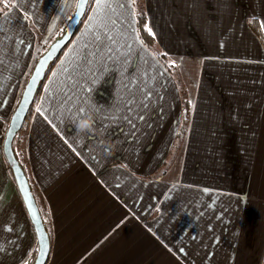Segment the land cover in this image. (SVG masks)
Returning a JSON list of instances; mask_svg holds the SVG:
<instances>
[{
  "label": "crops",
  "instance_id": "obj_1",
  "mask_svg": "<svg viewBox=\"0 0 264 264\" xmlns=\"http://www.w3.org/2000/svg\"><path fill=\"white\" fill-rule=\"evenodd\" d=\"M106 3L94 1L15 138L46 204L47 264H262L264 0H143L174 73L140 40L133 0ZM76 4L0 0V264L37 255L3 142ZM81 109L91 132L74 127Z\"/></svg>",
  "mask_w": 264,
  "mask_h": 264
},
{
  "label": "water",
  "instance_id": "obj_2",
  "mask_svg": "<svg viewBox=\"0 0 264 264\" xmlns=\"http://www.w3.org/2000/svg\"><path fill=\"white\" fill-rule=\"evenodd\" d=\"M87 4L88 0H85L84 4H81V0H77L75 10L65 25L63 35L55 40L38 59L23 90L20 101L11 116L3 142L4 156L11 170L18 191L22 197L37 237L38 251L33 264L47 263L50 255V237L45 224L43 223L39 208L36 204L29 179L27 178L21 164L19 163V160L16 157L15 151L13 149V142L22 129L25 117L34 101L37 89L45 76L46 70L50 64L61 55V53L74 37L75 33L77 32V28L79 27L86 13Z\"/></svg>",
  "mask_w": 264,
  "mask_h": 264
},
{
  "label": "trees",
  "instance_id": "obj_3",
  "mask_svg": "<svg viewBox=\"0 0 264 264\" xmlns=\"http://www.w3.org/2000/svg\"><path fill=\"white\" fill-rule=\"evenodd\" d=\"M94 1L95 0H88V4H87V9H86V13L84 15V18L82 19L79 27L77 28V31L80 29V27L82 26V23H83V20L85 19L86 15L88 14V12L90 11L91 7L93 6L94 4ZM133 3H134V6H135V15H136V23H137V32H138V36L140 38V40L143 42V44L149 48L156 56L157 58L161 61V63L164 65V67L170 72V73H174L175 70H176V67L171 64L167 58V56L165 54H162L159 52V50L157 49V45H156V41L153 37L152 34H150L148 32V19H147V13L145 11V8H144V4H143V0H133ZM250 25L251 27L253 28V30L255 32L258 33V35H260V29H259V26H258V23L257 21L255 20H251L250 21ZM63 35V32L56 36L55 40H57L58 38H60L61 36ZM54 40V41H55ZM49 47L45 46L43 48V50L40 52V56L39 58L44 54V52L48 49ZM62 54V53H61ZM60 57V56H59ZM58 57V58H59ZM57 58V59H58ZM55 59L51 64L50 66L48 67V69L46 70V73H45V76L43 78V80L41 81L38 89H37V92H36V95H35V98H34V101L33 103L31 104L29 110H28V113L25 117V120H24V123H23V126H22V129L20 132H24L26 130H28L29 126H30V123H31V120H32V117L34 115V112H35V103H36V99L38 98V96L40 95L42 89H43V85L45 83V80L46 78L48 77L49 73L51 72L53 66H54V63L56 62ZM180 85V84H179ZM186 129H187V124L185 121H183L179 127V130H178V133H177V136H176V140H175V145L173 147V151L176 152V149L179 148L184 136H185V133H186ZM15 148H16V139L14 140L13 142V149L15 151ZM16 154V152H15ZM16 157L17 159L19 160V163L21 164L27 178L29 179L28 177V172L26 171V168L24 166V164L22 163V160L20 159V157L16 154ZM168 162L165 163V166H164V169L163 171H165L166 167L168 166ZM29 183L31 185V189L33 191V186L30 182V179H29ZM33 195H34V198H35V201H36V204L39 208V211H40V214H41V217H42V220H43V223L45 224V227L47 229V232H48V228H47V221H48V218H47V212H46V204L44 202V200L42 199V197L38 196L36 193H34L33 191ZM35 260V257H33L32 259H30L29 261H27V263L25 264H33ZM49 260V259H48ZM48 262V261H47ZM47 264V263H46Z\"/></svg>",
  "mask_w": 264,
  "mask_h": 264
},
{
  "label": "clouds",
  "instance_id": "obj_4",
  "mask_svg": "<svg viewBox=\"0 0 264 264\" xmlns=\"http://www.w3.org/2000/svg\"><path fill=\"white\" fill-rule=\"evenodd\" d=\"M95 120L91 113L83 110L80 118L75 122V129L78 133L91 132L94 129Z\"/></svg>",
  "mask_w": 264,
  "mask_h": 264
},
{
  "label": "snow or ice",
  "instance_id": "obj_5",
  "mask_svg": "<svg viewBox=\"0 0 264 264\" xmlns=\"http://www.w3.org/2000/svg\"><path fill=\"white\" fill-rule=\"evenodd\" d=\"M85 3V0H81V4H84ZM109 7L108 3H106V0H97V11L98 12H101L103 9ZM7 19V18H6ZM6 22V21H5ZM261 27H264V24L261 25ZM148 32L151 34L152 30L151 28H148ZM109 40H111V36L109 35ZM97 39H99V35H97ZM99 52V50H98ZM97 52V54H98ZM109 52H111V49H109ZM86 57V58H85ZM84 57V60L87 61L88 57H87V54L85 55ZM132 75V74H131ZM131 75H129L128 73V76L131 77ZM79 101L77 100L76 103H78ZM135 102V99L133 98V101L129 102L128 104V110L131 111V104ZM66 103L68 104L69 106V110L71 109V107L73 106L72 105V98L71 97H68V100L66 101ZM81 113L83 112V109L80 110ZM97 111L99 112L100 109L98 108ZM130 118V117H129ZM138 119H143L142 116L138 117Z\"/></svg>",
  "mask_w": 264,
  "mask_h": 264
},
{
  "label": "rangeland",
  "instance_id": "obj_6",
  "mask_svg": "<svg viewBox=\"0 0 264 264\" xmlns=\"http://www.w3.org/2000/svg\"><path fill=\"white\" fill-rule=\"evenodd\" d=\"M160 53H162L161 51H159ZM164 54V53H162ZM261 262H263L262 264H264V257L262 259H260Z\"/></svg>",
  "mask_w": 264,
  "mask_h": 264
}]
</instances>
